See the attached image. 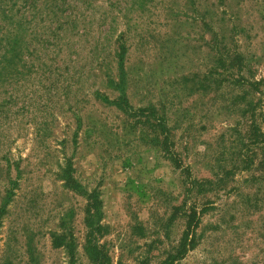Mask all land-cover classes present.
<instances>
[{"label":"rangeland","instance_id":"rangeland-1","mask_svg":"<svg viewBox=\"0 0 264 264\" xmlns=\"http://www.w3.org/2000/svg\"><path fill=\"white\" fill-rule=\"evenodd\" d=\"M49 1L0 84V264H98L69 174L103 264H264V0Z\"/></svg>","mask_w":264,"mask_h":264},{"label":"trees","instance_id":"trees-1","mask_svg":"<svg viewBox=\"0 0 264 264\" xmlns=\"http://www.w3.org/2000/svg\"><path fill=\"white\" fill-rule=\"evenodd\" d=\"M66 1L58 0V2H62V4L64 3V6H65ZM110 1H111L110 6H113L116 4L119 5L121 0H115V2H112V0ZM19 2L23 4V7H19ZM38 2L39 0H0V19L3 18L4 21L6 20L8 22L6 25L8 27V34L7 36H3L0 39V53L4 52L0 54V84L7 82L9 77L11 76L13 77L15 75V73L13 72L18 71V68H19L18 63L20 62L22 49H24V47L21 46V32L23 29L26 28L25 21L27 20L26 16L28 12L33 14L31 15L33 18H36L38 16V9H37L38 8L37 4H39ZM137 2L141 5L145 2V0H135L134 4H136ZM7 4H9L8 7H7ZM23 8H24V11L22 10ZM62 11H63V7H61L57 3L56 0L49 1L48 8L46 11L49 17L57 18L55 17V15H57L58 13H62ZM18 14H20V17H18ZM18 18L20 19L18 20ZM16 19L17 21H15ZM53 21L54 20H50L49 22L52 23ZM56 21H58V19H56ZM11 28L13 32H10ZM47 30H48V33L50 30V33H49L50 37L52 38L57 37L56 28H54L55 31H53V28L51 27H48ZM120 49H121V53L118 55L119 68L121 70V73L123 74V77L119 79L120 80L119 82H115L114 80L110 79V84L114 86L115 89L121 90L122 95L117 99V101H115V105L120 109H124L125 105L123 104L124 102H127V96H126V93L124 92L125 91L124 87L127 81L126 69L124 65L125 64L124 62L125 47L122 45L120 46ZM8 67H9V71H6ZM144 113L145 112L142 110L140 112V115L143 116ZM161 121H163V123L165 124L164 126L166 128L167 121H165L164 118L161 119ZM173 153H174L173 151L168 152V154L172 156L170 157V160L173 158ZM66 181L72 189L74 190L78 189L82 194L87 196L89 205L86 211L87 216H88L86 222H87L88 227L90 228L88 252L91 254V256L94 258V260L98 264H103L104 255H103V252L101 251L100 246L97 244V237H96L102 228L101 220L103 216V211H102L103 202L100 198V193L97 192L96 190L92 192L83 190L81 185H79L75 181V179L72 178L70 174L69 176H67ZM187 216L190 219L189 225H188V232H187L188 234H185L183 237L182 243L180 245V249H181L180 254L187 251L188 247L192 246L194 243L193 239L192 240L189 239V232L192 231V229L194 228V225L197 226V221L199 219V213L197 212V209L192 208L190 209L189 212H187ZM71 260H72V264H74L73 256L71 257Z\"/></svg>","mask_w":264,"mask_h":264}]
</instances>
